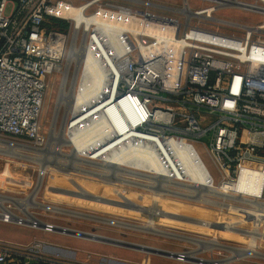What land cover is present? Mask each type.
I'll return each instance as SVG.
<instances>
[{
  "label": "built area",
  "instance_id": "1",
  "mask_svg": "<svg viewBox=\"0 0 264 264\" xmlns=\"http://www.w3.org/2000/svg\"><path fill=\"white\" fill-rule=\"evenodd\" d=\"M201 1L209 4L192 8L183 0L182 17L120 0H0V140L43 143L40 120L48 78L65 69L72 48L92 51L105 70L95 101L104 111L116 104L122 117L129 98L138 131L162 139L183 137L192 146L207 136L204 147L215 166V185L235 186L249 174L260 185L246 191L235 186L228 196L264 203V28L259 29L264 22L240 24L244 33L238 35L193 20L220 21L214 13L227 6L264 15V0ZM111 21L123 25L114 42L101 29ZM112 115L108 112L110 121ZM133 141L158 146L141 136ZM250 207L259 213L257 206ZM40 221L19 223L47 232L63 227ZM188 251L170 252L187 262ZM0 264L94 263L34 237L0 238Z\"/></svg>",
  "mask_w": 264,
  "mask_h": 264
},
{
  "label": "rangeland",
  "instance_id": "2",
  "mask_svg": "<svg viewBox=\"0 0 264 264\" xmlns=\"http://www.w3.org/2000/svg\"><path fill=\"white\" fill-rule=\"evenodd\" d=\"M120 1L140 8H150L160 14H176L184 17V14L179 11V8L183 5V0ZM188 2L192 8L209 4V2L201 0H188ZM208 8L211 7L209 6ZM214 16L222 20H200L198 16L193 18V20L195 22L199 21L203 25L218 27L225 32L238 35L244 33V26L240 24L255 25L264 22V15L236 6L220 8L214 13ZM262 25L264 23L260 26ZM260 33L264 37V31ZM68 56L66 52L63 60L66 61ZM78 58L79 54L71 58L70 62L68 58L66 64L68 71L66 90H69L71 85L75 88L77 84L78 76L81 72H79L81 61ZM63 71L64 69L56 71L48 78V89L40 120L43 143L35 144L27 140H15L17 141L15 143L24 144L19 149V152L24 156H40L42 154L46 157L60 160L58 163L52 162L48 164L42 177L40 188L36 193L35 201L44 205L63 208L65 211H58L50 207L29 206L27 208L28 211L37 219L39 218V222H41L40 220L47 221L63 226L60 228L67 227L70 230L150 245L169 251L189 250L188 254L199 249L196 256L208 260H218L216 258L227 260L233 257L231 264L234 261L236 264H264V257L261 256L264 255V215L256 230V255L242 254L236 256L227 247L245 249L250 246L256 226V216L252 214L253 212L250 209L252 203L249 200L232 199L227 196L229 191L222 187H217L215 183V188L225 194L208 193L205 198L209 200L183 196L186 193L190 194V189L173 185L169 186L171 190H174L175 193L181 192L183 194L160 192L156 202L153 225L161 233L125 225V223L141 226L148 225L155 200V190L144 185H153L154 182L143 176L123 174L125 178L139 181L144 185L124 182L104 175V168L98 164L101 162L99 159H95L93 163L75 162L76 160H66L54 153L56 147H60L62 152L66 154H71L74 148V144L71 142H58L60 143L58 144L57 141L51 139L53 123L56 132L63 129L64 137L68 138L65 123L69 117L70 110L65 103L60 104L58 109L56 107L63 81ZM49 142L50 146H47ZM208 142V137L202 136L195 142V145L211 173L216 175L214 163L204 147V144ZM6 147L8 148L9 146H3L0 143V149H2L0 151V195L25 199L37 186L40 164L30 158L17 156L8 150H4ZM39 149L42 150L39 152ZM83 155L81 153L76 154V156L84 157L85 155ZM84 158L89 159L86 156ZM63 163L67 164V166ZM68 164H74L76 168L68 166ZM127 168L132 169L131 167ZM133 170L148 173L141 169ZM93 172H99L100 174ZM235 186L245 191L253 188V186L245 187L241 183ZM4 204L8 210L17 215L16 217L28 218L25 210L20 208L15 202L5 200ZM1 211L2 209L0 208ZM69 211L107 218L109 222L75 215ZM258 211L260 214L261 210L259 209ZM4 218L0 217V238L28 241L34 237H39L49 242L60 244L64 249V253L68 256L76 257L80 260L88 259L94 264H135L138 261L148 264H212L211 262L201 263L195 258L193 260L190 259L191 261L183 262L171 255L64 232L57 229V227H55L56 230L47 232L42 228H33L28 226V224H20L19 221L22 220H15L11 217L10 219L7 218L9 219L7 221ZM115 221H120L124 225L116 224ZM22 223H25V221H22ZM193 238H199L204 241L215 239L223 247L200 246L192 241Z\"/></svg>",
  "mask_w": 264,
  "mask_h": 264
},
{
  "label": "bare ground",
  "instance_id": "3",
  "mask_svg": "<svg viewBox=\"0 0 264 264\" xmlns=\"http://www.w3.org/2000/svg\"><path fill=\"white\" fill-rule=\"evenodd\" d=\"M185 9H187V7H185ZM208 10L210 11L211 8H208ZM122 26L123 25L119 23L111 21L108 23H104V28H102L101 26V29H104L105 33H107L106 35L110 36L109 38L112 42H114L117 39V36ZM260 28H264V25L260 26ZM156 33L160 34L159 32ZM76 54H79L78 60H81L82 58L84 59L83 69L81 70L80 75L78 76V81L75 85V88L73 85H71V88L69 90H66L65 86L68 71L66 68L67 66L65 67L63 71V81L61 85L60 95L56 105L58 109L60 104L65 103L67 108H69L70 110L69 117L65 123L68 138L64 137L63 129L59 130V132H56L54 123L51 132L52 140L57 141V143L71 142L74 144V148L71 154H66L62 152L60 147H56L54 153H56L60 158H64L66 160H76L75 162L83 161L93 163L95 162V159H99L101 160V162L98 164L104 168V175L120 179L124 182H129L142 186L144 185L139 181H133L128 178H125L123 174L143 176L154 182L153 185H144L150 189L155 190V200L153 203L151 216L148 220V225L146 224L141 226L127 223H125V225L129 227L140 228L143 230L161 233V231L153 225V217L156 209V202L160 196V192L175 193L174 190H171L169 188V186L171 185L190 189L191 193H186V195L183 196H188L194 199L209 200L205 198L206 194L208 193L225 194L215 188L213 175L210 169L206 165L197 147L192 146L190 141L184 139L183 137H166V139H162L157 138L150 133H143L141 131H138L135 128L137 124V119L134 118V107L130 102L129 98H127L125 103H123L124 106L122 117L119 114L118 105H109V108L104 111L103 108H105V106L102 102L95 103L104 85L105 70L100 65V60L98 59L97 55H94L92 51H87L85 52V54H83L81 49L73 50L72 48L71 56L69 57V62L71 58L76 57ZM108 112H110V114L113 113V120L119 125L114 123V121H110V119L108 118ZM124 112L126 115L124 114ZM113 136L114 139L110 140L109 138H113ZM136 136H141L147 138L148 140L155 139L158 142V146H152L151 144L137 145L135 141H133V138ZM0 143L3 146H9L8 148L6 147L4 150H8L9 152L17 156L30 158L40 164V175L37 186L27 198L19 199L16 197H6L4 195H0V208L2 209V211L0 212V217H6L9 219L12 217L15 220H22L26 222L30 221L31 219L37 221L38 219L34 217L33 214L27 209L31 205L46 208L50 207L58 211H65L63 208L52 207L35 201L36 193L40 188L42 177L48 164H51L52 162L58 163L60 162V160L55 158L53 159L52 157H46L41 153L40 156H24L22 155V153L19 152V149L23 147L24 144L9 142L6 140H0ZM37 144L42 143L39 142ZM47 146H50V142ZM1 150L2 149H0V151ZM41 150L39 149V152ZM79 153L84 154L89 159L84 158V155V157L76 156V154ZM64 165L67 166V164ZM68 166L76 168L74 164H68ZM127 167H131L132 169ZM133 169H141L147 171L148 173L136 172ZM93 173L100 174L99 172ZM254 178L255 177L250 176L249 174H244L242 175L239 183L243 184L245 187H256L260 185V183L257 182L256 178L255 180ZM221 187L226 191H231V189L235 188V186H232L230 183L222 184ZM175 194L182 195L183 193L176 192ZM5 200H9L18 204L20 208H23V210H25L26 214L28 215V218L16 217V214L12 213V211L8 210L7 207L4 206ZM246 200H249L250 203L257 206L261 211L260 214L257 212L252 213L256 216V226L253 233V239L250 242V246L245 249L227 247L232 250L236 256H240L242 254L256 255V230L261 218L264 215L263 202L253 201L250 199ZM69 212L75 215H81L93 219H101L109 222L107 218H99L93 215L83 214L75 211ZM248 212L250 211L248 210ZM115 223L124 225V223L120 221H115ZM57 229H60L64 232H70L75 233L77 235H83L86 237H93L109 241V239H106L105 237H98L96 235L83 233L77 230H70L67 228L60 227H58ZM192 241L199 244L200 246L205 245L207 247H223V245L216 242L215 239L210 241H204L199 238H193ZM116 243L120 244V242L118 241H116ZM197 252H199V249L188 253L187 257L189 259L195 258V260L201 263L211 262L212 264H231V260L233 258L230 257L227 260H208L198 258L196 256ZM172 253L169 252L167 253V255H171ZM261 256L264 257V255Z\"/></svg>",
  "mask_w": 264,
  "mask_h": 264
},
{
  "label": "water",
  "instance_id": "4",
  "mask_svg": "<svg viewBox=\"0 0 264 264\" xmlns=\"http://www.w3.org/2000/svg\"><path fill=\"white\" fill-rule=\"evenodd\" d=\"M83 233H88V232H83ZM89 234H93V233H89ZM93 235H96L98 237L100 236V235H97V234H93ZM101 237H104V236H101ZM106 239H109L108 242L115 241V242H112V243H116V241H118L122 245L130 246V247H133V248H139V249L146 250V251L157 252V253H160V254L167 255V253L170 252L169 250H166V249L157 248V247H153V246H150V245H144V244L134 243V242H130V241H124V240H120V239H116V238L106 237ZM110 240H112V241H110Z\"/></svg>",
  "mask_w": 264,
  "mask_h": 264
},
{
  "label": "trees",
  "instance_id": "5",
  "mask_svg": "<svg viewBox=\"0 0 264 264\" xmlns=\"http://www.w3.org/2000/svg\"><path fill=\"white\" fill-rule=\"evenodd\" d=\"M60 26H65V23L63 21H58Z\"/></svg>",
  "mask_w": 264,
  "mask_h": 264
}]
</instances>
